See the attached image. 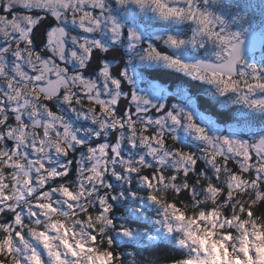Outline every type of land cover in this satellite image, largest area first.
<instances>
[{
    "label": "snow or ice",
    "instance_id": "1",
    "mask_svg": "<svg viewBox=\"0 0 264 264\" xmlns=\"http://www.w3.org/2000/svg\"><path fill=\"white\" fill-rule=\"evenodd\" d=\"M0 264H264V0H0Z\"/></svg>",
    "mask_w": 264,
    "mask_h": 264
},
{
    "label": "trees",
    "instance_id": "2",
    "mask_svg": "<svg viewBox=\"0 0 264 264\" xmlns=\"http://www.w3.org/2000/svg\"><path fill=\"white\" fill-rule=\"evenodd\" d=\"M147 251L150 254H152V255H160V256H163V254L165 253L166 249H164L163 247H161V248H157L155 250L148 249Z\"/></svg>",
    "mask_w": 264,
    "mask_h": 264
}]
</instances>
